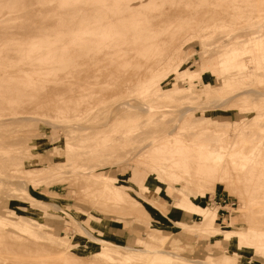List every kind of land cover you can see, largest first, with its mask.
I'll return each instance as SVG.
<instances>
[{"label":"rangeland","instance_id":"1","mask_svg":"<svg viewBox=\"0 0 264 264\" xmlns=\"http://www.w3.org/2000/svg\"><path fill=\"white\" fill-rule=\"evenodd\" d=\"M191 1L194 6L202 4V10L208 12L203 31L207 32L206 38L202 39V30L195 26L179 35L174 33L178 26L168 22L174 21L181 11L191 13V6H186L190 4L181 3L183 0H107L110 10L113 5L112 13H119L116 15L108 14L105 0V3L97 0L106 10L102 19L113 17L108 18L110 22L106 25L94 20L92 23L99 28L90 32L104 37V30H108L105 36L112 38L108 53L95 57L93 50L99 48L92 46L95 39L85 40L83 46L75 45L81 42L80 37L74 44L70 36L66 38V31L60 36L61 30L52 25L49 28L59 34L55 41L69 38V49L75 47L79 51L90 47L92 50L85 55L78 52L77 56L64 55L63 46L61 49L59 46L65 42L51 43L49 33H45L46 36L33 40V45L41 47H36L41 50L39 56L26 54L28 58L20 52L15 55L16 59L14 51L0 57V78L8 80L6 84L21 79L37 83L33 91L31 87L23 89L25 94H30L24 97L32 101L25 100L21 108L10 104L21 110L22 117L18 114L20 110L18 115L12 114L13 107L8 104L7 109L11 111L6 114L8 110L3 101L18 95H9L8 87H0L1 104L6 109L2 107L4 111L2 108L0 111V226H18L21 231L15 232L24 236L17 239L14 232L16 238L5 236V247L9 244L16 248L6 249L2 244L0 264H66L56 253L66 250L80 258V264L88 263L85 260L90 261L95 252L115 248L101 239L122 246L117 249L123 253L128 252L124 247L129 245L136 249L134 253L153 257L154 264H264V217H259V212L264 210V174L253 175L261 167L264 171V0ZM43 2L52 5L56 0H37L31 5ZM14 4L20 5L21 0ZM115 8L120 12H114ZM116 17L115 23L112 19ZM3 26H7L6 21ZM191 31L201 32L196 35L199 37L188 38ZM8 34L13 38L15 31ZM171 35L179 38L177 43L181 47L177 54L164 58L162 64L167 68L157 72L153 60L146 57L148 47L156 42V36L169 38ZM11 38L4 43L5 48H0L14 49L22 45L13 46L12 41L19 40ZM50 43L53 45L50 50L56 48L54 44L59 45V53L43 56L46 51L43 46ZM138 51L140 54H136ZM8 58L17 61L11 60L15 62L13 65ZM233 59L236 60L227 65L228 69H223L221 64ZM75 91L79 95L73 94ZM85 92L81 103L71 108L62 106L63 99L75 100ZM72 99L70 104L75 102ZM37 102L40 106L34 105ZM26 103L28 107L32 105L31 109ZM60 105L62 116L58 112ZM146 106L152 109L145 110ZM187 108L191 111L185 113ZM200 129L207 132L195 134ZM163 144H168L164 152L150 153ZM240 144L243 154L237 151L241 150ZM146 154L152 157H144ZM242 161L249 162L245 166L251 167L252 173L245 167L239 173L237 167L236 175L232 167L230 175L240 176L233 181L238 185L233 190H225L218 180L224 174V165H240ZM87 178H97L98 184L90 183ZM99 182L123 188L125 195L116 197L113 189H109L112 193L105 192ZM210 184L215 185L213 193ZM139 192L154 206L138 196ZM181 196L202 208L218 210L219 228L227 229L228 221L235 219L240 229L226 236H216L215 230L190 232L187 225H178V219L169 215ZM211 197H216L217 202H210ZM221 199H226L228 204L235 202L234 207L227 205L228 211L224 212L225 204L219 203ZM51 203L66 211L53 214L55 206ZM182 213V220L187 224L202 220L194 212ZM243 232L247 239L241 240ZM45 235L54 239H46ZM6 242L9 243L6 245ZM29 246L37 252L35 256L30 248L26 250ZM96 259L91 264H101ZM114 260L111 261L118 264Z\"/></svg>","mask_w":264,"mask_h":264},{"label":"bare ground","instance_id":"2","mask_svg":"<svg viewBox=\"0 0 264 264\" xmlns=\"http://www.w3.org/2000/svg\"><path fill=\"white\" fill-rule=\"evenodd\" d=\"M16 0H0V7H2L3 8V10H0V46L2 47L3 46V48H5L4 46H6L4 43H6V42H8V40H10V35L8 34V32L9 31H12V30H14L15 31V35H14V39H17V40H19L18 42H16L15 40V42L14 41H12V43H14V45L13 46H16V44H22L21 46H16V47H14V49H8V48H6V49H1L0 48V57L2 58V55L3 54H11V53H13L14 54V51L16 52V54H14V57L16 58V56H18L17 55V53H20V52H22L23 53V55H25V57H28V58H30L28 55L26 56V54H29L30 56H31V53H32V56H34V54H35V56H39V54L41 53V47H38V46H36V45H33V42L34 41H36V38L38 39L40 36L42 37L43 35H45V33H49V35H50V39L52 40V41H49V42H55V43H57V44H60V42L63 40L62 38L64 37H62L61 39L62 40H58V42L57 41H55V37H57V36H59V34H58V31L56 30L55 31V29H53L54 31H52V29L51 28H49V26H52V25H56V26H58V28L61 30L60 31V36H62V34L63 33H65V31L67 32V34H66V38L68 37V36H70L71 38H70V41H75L76 39H77V37H78V39H79V37H80V39H79V41H81V42H78V43H76V42H74V44L75 45H79V46H83L84 45V43L83 42H86L87 40H93V39H95L94 41L96 42L94 45L92 44V46H94V47H99L98 49H97V51H95V50H93L94 52V54H93V56L95 55V57H96V55L97 56H99V55H101V53H102V55H104L103 53H108V48H110V46L112 45V38H110V37H107V36H105V35H107V32H108V30L107 29H105V30H107V32H105V30H104V33L105 34H103L104 35V37H101V35H99V36H94L93 35V33H91L90 32V30L92 29L93 31H96V29L97 28H99L97 25L95 26V24H93V23H95V22H93L94 20L96 21H99V20H101V21H103V23H102V25L103 24H108V22H110V21H107L108 20V18L110 19L111 17H113V16H109V15H116V14H119V13H116V14H113L112 12H113V10H112V6L113 5H111V10H110V7H109V5L107 6V0H105V2H103V0H102V2L103 3H105L104 4V6L106 5L107 7H109L108 8V11H110V13L108 12V18L107 19H105V20H103L102 19V17H104V15H106L105 13H106V10H103V6L101 5V4H99V2H97V0L95 1V2H93L92 3V1L91 0H56V2L55 3H53L52 5H48V4H45V2H43V4L42 3H40V4H37V5H35V6H32L33 4V2H37V0H21V4L20 5H15L14 4V2H15ZM39 1H47V0H39ZM91 2V4H89L90 2ZM100 1V0H99ZM113 2H114V0H112ZM128 1V0H127ZM197 1L198 0H195V2L197 3ZM101 3V2H100ZM102 3V4H103ZM110 3V2H109ZM148 3V2H147ZM146 3V4H147ZM181 3H184V4H190V5H186V6H191V13H189V11H187V12H183V13H179V15H178V17L176 18V14H175V20L174 21H172V20H170V22H168V23H174L175 22V26H178L176 29H175V27H174V29H175V32L174 33H178V35L180 34V33H183L184 32V30H188L190 27H193V26H195V27H199L201 30H202V39L203 38H206L205 36H206V34H207V32H203L204 31V29H206V27H205V22H206V14L208 13L206 10L205 11H203L202 10V4H199V5H197V6H194L193 4L191 5V3H192V1L191 0H183V2H181ZM32 4V5H31ZM34 4H36V3H34ZM183 4V5H184ZM121 5V4H120ZM141 5V4H140ZM143 5V4H142ZM123 6V8H124V5H122ZM122 6H121V8H122ZM119 8V7H118ZM123 8H122V10H123ZM181 8H182V6H181ZM22 9H26V11H21ZM114 9V8H113ZM116 9V8H115ZM134 9H136V8H134ZM162 9V8H161ZM213 9V8H212ZM132 10V9H131ZM165 10V9H164ZM179 10H180V8H179ZM215 10V9H214ZM103 11H105V13L103 12ZM120 12V9H118V11H117V9L116 10H114V12ZM101 12H103V13H101ZM171 13V12H170ZM189 13V14H188ZM157 14V13H156ZM172 14V13H171ZM178 14V13H177ZM103 15V16H102ZM164 15H165V13H164ZM208 15V14H207ZM167 16V17H166ZM118 17V16H117ZM117 17L115 18V19H112V20H114V22L116 23V22H118V19H117ZM120 17V16H119ZM165 17L166 18H168V15H167V13H166V15H165ZM205 18V20H204V18ZM121 18V17H120ZM119 18V19H120ZM117 19V20H116ZM143 20V19H142ZM166 19L164 18V21H165ZM203 20H204V22H203ZM7 22V26H3V23L4 22ZM11 21V22H10ZM101 21H99V22H101ZM140 21H141V19H140ZM163 21V20H162ZM177 21V22H176ZM93 22V23H92ZM166 22V21H165ZM98 23V22H97ZM134 23V22H133ZM167 23V24H168ZM94 25V26H93ZM163 25V24H162ZM99 26H101V24L99 25ZM109 27V25L107 26V28ZM57 28V29H58ZM166 28V27H165ZM40 29H42V30H40ZM58 29V30H59ZM64 30V31H63ZM76 30H78L79 32H75ZM62 31H63V33H62ZM81 31V32H80ZM75 32V33H74ZM109 32H111L110 30H109ZM201 31H191V33H190V35L189 36H187L188 38H195V37H199V36H196L197 34L199 35V33H200ZM210 32H212V31H210ZM11 33V32H10ZM71 33V34H70ZM204 33V34H203ZM56 34H57V36H56ZM95 34H96V32H95ZM98 34H100V33H98ZM109 34V33H108ZM210 34V33H209ZM48 35V36H49ZM55 35V36H54ZM97 35V34H96ZM13 36V35H12ZM46 36V35H45ZM128 36V35H127ZM166 36V35H165ZM207 36H209V35H207ZM10 37V38H9ZM54 37V38H53ZM186 37V38H187ZM13 38H11L12 40H13ZM34 38H35V40H34ZM60 38V37H59ZM58 38V39H59ZM82 38V39H81ZM49 39V38H48ZM54 39V40H53ZM65 39V38H64ZM77 39V40H78ZM25 40V41H24ZM34 40V41H33ZM86 40V41H85ZM91 40V41H92ZM27 41V42H26ZM32 41V42H31ZM68 41H69V38H68ZM66 39H65V41L63 40V45H62V42H61V45L59 46V48L61 49V47H62V52L63 53H65L64 55H69V56H77L78 54L79 55H85V53H87V52H90L92 49L89 47V48H87V49H85V50H80L79 49V51L78 50H75V47L74 48H72V49H69V47H67L68 46V43H70V41L68 42ZM179 41V38L177 37V36H174V35H171L169 38H167V37H159V36H156V42L154 43V44H152L151 46H149L148 47V56H146V57H148V60L149 61H152V64H155L156 66H155V68H156V71L158 70V71H160V70H162V68H164L165 69V67L167 68V66H165V67H163V65L164 64H162V63H164V62H162L163 60L165 61V59L167 58V57H169L170 55H175V54H177V50H179V48L181 47H179L178 46V44L179 43H177ZM9 42H11V41H9ZM183 42V41H182ZM12 43H11V45H12ZM50 43V44H51ZM82 43H83V45H82ZM9 44V43H8ZM24 44V45H23ZM49 44V43H48ZM57 44H54L55 46L54 47H56V48H54V49H52V50H50L51 49V46H52V48H53V45L51 44V45H44L43 46V50H46L45 51V54H44V52H43V56H46V57H51V56H56L58 53H59V51H60V49L59 48H57L58 46H56ZM67 44V45H66ZM10 45V44H9ZM33 45V46H32ZM131 46V45H130ZM36 47H38V48H40V49H38V48H36ZM124 47V46H123ZM36 48V49H35ZM44 48H47V49H44ZM101 48V49H100ZM55 49L57 50V51H55ZM59 49V50H58ZM54 50V51H53ZM29 52V53H28ZM78 52V54H76ZM25 53V54H24ZM34 53V54H33ZM129 53V52H128ZM132 53V52H131ZM8 54V55H9ZM91 54V55H92ZM136 54H140L139 53V51L136 53ZM16 55V56H15ZM42 55V54H41ZM90 56V55H89ZM92 56V57H93ZM142 56V55H141ZM140 56V57H141ZM10 57V56H9ZM12 57V56H11ZM81 57V56H80ZM123 57H125V56H122V58ZM166 57V58H165ZM170 57H172V56H170ZM176 57V56H175ZM175 57H173V58H175ZM13 58V57H12ZM165 58V59H164ZM9 60L8 61H10V62H13V65L15 64V62L17 61H15V59H11V60H14V61H11L10 60V58H8ZM17 59V58H16ZM32 59V58H31ZM104 59V58H103ZM140 59V58H139ZM147 59V58H146ZM105 60V59H104ZM122 60V59H121ZM236 59H233V60H230V62H226V64H221L222 65V67H223V69H225V68H227L228 66V64L229 63H233L234 61H235ZM238 60H240V59H237V61ZM32 61V60H31ZM77 63L80 61V60H75ZM108 61V63H109V61L110 60H107ZM119 61V60H118ZM141 61H144L143 59L141 60ZM145 61H147V60H145ZM86 62V61H85ZM104 62V61H103ZM32 63H34V62H32ZM96 63V62H95ZM101 63V62H100ZM105 63V62H104ZM148 63H150V62H148ZM166 63V62H165ZM171 63H173V61L171 60ZM241 63V62H240ZM29 64V63H28ZM83 64V63H82ZM92 64H94V63H92ZM106 64H107V62H106ZM112 64V63H111ZM123 64V63H122ZM168 64V63H167ZM237 64V63H236ZM12 65V66H13ZM74 65V64H73ZM103 65V64H102ZM170 65H172V64H170ZM99 66H101V64L99 65ZM234 67H235V65H233ZM11 67V66H10ZM69 67H71L70 65H69ZM92 67V66H91ZM102 67V66H101ZM103 67L105 68V65H103ZM107 67H108V69H109V67L110 66H108V64H107ZM225 67V68H224ZM234 67L232 68V69H234ZM71 68H73V67H71ZM71 68H68L69 70H71ZM97 68V67H96ZM229 68H231V66L229 67ZM2 70H3V68H1ZM82 69H84V68H82ZM95 69V68H94ZM94 69H92V70H94ZM107 69V68H106ZM106 69H104V70H106ZM113 68L111 67V69L110 70H112ZM114 69H115V67H114ZM131 69V68H130ZM228 69V68H227ZM244 69V68H243ZM242 69V70H243ZM73 70V69H72ZM77 70V69H76ZM85 70V69H84ZM83 70V71H84ZM87 70V69H86ZM103 70V69H102ZM102 70H101V72H102ZM235 70H237L236 68H235ZM234 70V71H235ZM239 71H237V72H240V69H238ZM74 71V70H73ZM79 71V70H78ZM82 70H80V72H83ZM91 71V70H90ZM114 71H115V73H116V71L118 72L119 71V69L118 70H113L112 72L114 73ZM120 71H122V70H120ZM153 70H151V72H152ZM155 71V69H154V75H155V73L157 74V72ZM222 71H224V70H222ZM111 72V71H110ZM111 72V73H112ZM131 72H133V71H131ZM135 72V71H134ZM88 73H89V71H88ZM96 73H98L97 71H96ZM103 73V72H102ZM152 74V73H151ZM232 74V73H231ZM84 75V74H83ZM88 75V74H87ZM92 75V74H91ZM93 75H94V73H93ZM97 75V74H96ZM105 75V74H104ZM113 75V74H112ZM117 75V74H116ZM115 75V76H116ZM98 76V75H97ZM106 76H107V74H106ZM37 77V76H36ZM87 77V76H86ZM92 77V76H91ZM38 78V77H37ZM107 78V77H106ZM121 78V77H120ZM6 79L5 78H0V87H2V88H9L11 91L10 92H8V94L9 95H12V93H14V94H16V95H18V97H13L12 99L10 98V99H7V100H4L3 102H5L4 104L6 105V107L4 106V104L2 105L1 103H3V102H1V100H0V111L5 107L6 109H7V107H9V106H11L10 104H15L16 106L15 107H20L21 108V106L23 105V104H25V100H27V98L26 97H24V95L26 96V95H28L29 94V92H28V90L30 89V87H31V90L33 91L34 90V87H36V85H37V83H33V82H30V80H25V79H21V80H18V81H15V82H11L12 84H6V83H8V80H6L7 82H4ZM94 82V81H93ZM103 82V81H102ZM108 82V81H107ZM90 83V82H89ZM92 83V82H91ZM98 83H101V82H98ZM32 84V85H31ZM81 84H82V82H81ZM80 85V84H79ZM83 85V84H82ZM108 85V84H107ZM78 86V85H77ZM84 86V85H83ZM53 87V86H52ZM60 87V86H59ZM79 87H81V86H79ZM76 88V87H75ZM23 89H28L27 90V94H25L24 92H23ZM54 89V88H53ZM72 89V88H71ZM77 89V88H76ZM75 89V90H76ZM84 89V88H83ZM88 89V88H87ZM93 89V88H92ZM91 88H90V90H92ZM97 89H99V88H97ZM177 89H179V88H177ZM73 90V89H72ZM57 91V90H56ZM60 91V90H59ZM63 91V90H62ZM67 91H68V89H67ZM70 91V90H69ZM77 91V90H76ZM76 91H75V93H73V94H77L76 93ZM247 91V90H246ZM64 92V91H63ZM247 92H251L250 90H248ZM36 92H34V94H35ZM58 93V92H57ZM62 93V92H61ZM69 93V92H68ZM32 94V93H31ZM39 95H40V92L38 93ZM260 94V93H259ZM263 94V93H262ZM33 95V94H32ZM36 95H37V93H36ZM38 95V96H39ZM56 95V94H55ZM77 95H79V94H77ZM84 95H86V92H85V94L83 93L80 97L79 96H76L75 98V100H74V98L72 99V98H70V99H72V100H74L75 102L73 103V104H70V99L69 98H67L68 100H66L65 99V101H64V99H63V103H61V104H63L62 106H67V107H69V108H71V107H73V106H75V105H77V104H79V103H81V101L83 100L82 98L84 97ZM29 96H30V94H29ZM41 96H42V94H41ZM40 96V97H41ZM71 96V95H70ZM43 97V96H42ZM61 97H62V95H61ZM78 97V98H77ZM30 97H28V100L30 101L31 99H29ZM37 98V97H36ZM54 98V97H53ZM34 99H35V96H34ZM27 100V101H28ZM33 100V99H32ZM31 100V101H32ZM38 100V99H37ZM37 100H34V101H37ZM44 100V99H43ZM55 100V99H54ZM41 101H42V99H41ZM44 102H45V100H44ZM39 102H37V103H33L35 106H37V105H39L40 106V103L38 104ZM59 103V102H58ZM9 106H8V105ZM29 104V103H28ZM32 104V103H31ZM45 104V103H44ZM33 105V106H34ZM223 105V104H222ZM23 106H25V105H23ZM26 106H27V103H26ZM30 106V105H29ZM32 106V105H31ZM30 106V107H31ZM61 105L60 106H58V112L61 114V109L63 108ZM3 107V108H2ZM11 107H13V108H11L12 109V114H14V112H15V114H17V111L18 110H20V109H18V108H14V106H11ZM28 107V106H27ZM30 107H28L29 109H31ZM2 108V109H1ZM4 108V109H5ZM27 108V109H28ZM35 108V112H36V107H34ZM42 108V107H41ZM4 109H3V111H4ZM6 109H5V111H6ZM13 109H14V111H13ZM28 109V110H29ZM33 109V108H32ZM37 109H39V107L37 108ZM152 109V108H151ZM151 109H149L147 106L145 107V110H151ZM8 110V109H7ZM50 110H51V108H50ZM189 110L191 111V108H187L186 110H185V113L186 112H189ZM11 111V110H10ZM9 110L8 111H6V114L8 115V112H10ZM33 111V110H32ZM32 111H30V113L32 112ZM38 111V110H37ZM42 111V110H41ZM19 113V116L20 117H22L21 115H20V112H21V110L20 111H18ZM2 113H4V112H2ZM24 113V111H22V114ZM26 113V112H25ZM28 113V112H27ZM34 113V112H33ZM39 113V112H38ZM5 114V115H6ZM14 114V115H15ZM17 114V115H18ZM32 114V113H31ZM41 114V113H40ZM0 115H2V114H0ZM4 115V114H3ZM10 115V114H9ZM24 115H26V114H24ZM23 115V116H24ZM29 115V114H28ZM61 116H62V114H61ZM3 117V116H2ZM4 117H6V116H4ZM12 117V116H11ZM13 117H15V116H13ZM17 117V116H16ZM25 117V116H24ZM6 119V118H5ZM14 120V119H13ZM25 120V119H24ZM1 122V121H0ZM4 122V121H3ZM43 122V121H42ZM217 123V122H216ZM192 124H194V123H192ZM191 127V126H190ZM209 131V130H208ZM25 132H27V131H25ZM34 132V131H33ZM195 132V131H194ZM207 132V130L205 131V130H203V129H200V130H198V131H196L195 132V134H199V133H206ZM241 133H242V130H241ZM26 134V133H25ZM28 134V133H27ZM30 134V133H29ZM32 134V133H31ZM243 142V141H242ZM257 142V141H256ZM17 143V142H16ZM13 144V143H12ZM234 144V146L236 145V143H233ZM238 144V143H237ZM168 144H163V145H159V146H156V147H154L153 149H152V151L151 150H149V151H151L150 153H152V152H159V153H162V152H164V150L166 149V146H167ZM244 145V144H243ZM258 146H260V145H258ZM258 146H257V148H258ZM264 146V145H263ZM240 147H241V150H239V148H238V152H240L241 154H243V147L241 146V144H240ZM259 148H261V147H259ZM233 151H235L234 149H232ZM255 150V152H256V150L257 149H254ZM154 156H156V155H154ZM242 156V155H241ZM247 157H250V155H246ZM144 157H152V155L151 154H149V155H145ZM154 158L155 157H153V159L152 160H154ZM148 160V159H147ZM150 161V160H149ZM245 164H244V163ZM240 163V165L238 164V163H234V164H230V165H224V174H222L221 176H219V182L221 183V184H223L224 185V188H225V190H228V191H230V190H233L234 188H236L235 186H237L238 184H234L233 183V181L235 180V179H237L238 177H240V176H236V175H238V173H237V171H235V170H238L239 169V173L241 172V170L243 171L244 169H249L248 167L246 168V166H248V163L246 162V161H242V162H239ZM251 163H253V164H256L255 162H251ZM246 165V166H245ZM250 165V164H249ZM252 165V164H251ZM250 165V166H251ZM254 166V165H253ZM252 166V168H254ZM211 167H213L212 165H211ZM234 168V172H235V176L236 177H234L233 178V175L231 174L230 175V170L231 171H233V168ZM237 167H239L238 169H236ZM241 167H245L244 169H242ZM255 167H256V165H255ZM241 168V169H240ZM257 168H259L258 166H257ZM256 169V168H255ZM251 170V167H250V169L248 170L249 172H251L250 171ZM258 171H256V172H253V175H255V177L256 176H259V175H263L264 174V171H263V169H262V167H261V169L259 168V169H257ZM247 171V170H246ZM245 172V171H244ZM233 173V172H232ZM252 173V172H251ZM250 174V173H249ZM244 176V175H243ZM242 178V177H241ZM244 179V178H243ZM87 180H89V182L91 183H93L94 182V184H98V180H97V178H87ZM237 181V180H236ZM238 182V181H237ZM99 183H101V182H99ZM103 184V185H102ZM91 185V184H90ZM93 185V184H92ZM99 185H101V188H102V186H103V191H105V192H111V191H109V189H113L114 190V192L112 193V194H114V196H121V195H125V191L124 190H122L121 188H118L117 186H115V187H113V186H111L110 184H107V183H101V184H99ZM235 185V186H234ZM111 186V187H110ZM209 188H210V191L213 193L214 191H215V185H212V184H210L209 185ZM160 189V188H159ZM155 192V191H154ZM128 192L126 191V194H127ZM138 194V196H140L141 198H144V201L145 202H149L148 204H151V205H153V202L152 201H150L146 196H144L143 194H141L140 192L139 193H137ZM155 196H158L159 197V194H154ZM113 196V195H112ZM186 197L185 196H181L178 200H176L175 201V203H174V206H173V208L170 210V212H169V215L170 216H172V217H176L178 220V225H187V229L189 230V231H191V232H193V233H200V231H202V230H215V231H218L217 232V235L216 236H219V235H221V236H226L228 233H232V231H234V230H236V229H240L239 228V226H240V223L239 222H237L235 219H231V220H229L228 221V223H227V229H221V228H219L218 226H217V221H218V210H216L215 208H202L197 202H195V203H193V201L191 200L190 202L191 203H189L188 201H186ZM192 199H193V197H192ZM194 200V199H193ZM38 202L39 203H44L43 201H39L38 200ZM155 203V202H154ZM52 204V203H51ZM194 204H196V206L194 205ZM52 205H54L55 207H53V209H52V211H53V214H55V212H58V211H62V212H65L66 210L62 207V206H59L58 204H56V203H53ZM154 206V205H153ZM43 207V206H42ZM263 207H264V205H263ZM41 208V207H40ZM44 208V207H43ZM48 208V207H47ZM47 208H45V210L47 209ZM156 208V207H155ZM42 211L44 210V209H41ZM44 210V211H45ZM255 210V209H254ZM185 212V211H188V212H194L195 214H197V215H201V217H202V220L200 221V222H194L192 225L191 224H187L184 220H182V212ZM47 212V211H46ZM263 213V214H262ZM259 215H261V216H259L260 218L262 217V215H263V217H264V210H261L260 212H259ZM259 220V219H258ZM258 224H259V222H258ZM48 227H49V225H48ZM258 227H261L260 225H258ZM242 229H245V228H242ZM261 229H263V226H262V228ZM15 231H21L20 230V228L17 226V227H14L13 225L11 226V227H4V226H0V246L2 247V244H3V247H5V245H4V243H5V241H4V239H6V237L5 236H8V237H10L11 235H12V237H17V239L19 238L20 239V237H21V239L22 238H24V236L22 237V236H20L19 235V233L18 232H15ZM13 232H14V235L15 236H13ZM89 234V233H88ZM168 236V235H167ZM246 234H245V232H243L242 233V235L240 236V239L241 240H244V238H246ZM7 237V238H8ZM15 237V238H16ZM45 238L46 239H54L53 237H51V236H49V235H45ZM64 237H62V239H63ZM130 238V237H129ZM11 239H13V238H11ZM228 239H230V238H228ZM247 239V238H246ZM130 240V239H129ZM133 240V239H132ZM26 241V240H25ZM60 241V240H59ZM64 241L65 240H63L62 241V243H64ZM100 241H103V242H105V243H109L110 245H113L115 248H106V249H103V250H99V251H97V252H95L94 253V257H91L90 259V261H93L94 260V258L96 259V258H98V259H100L101 260V264H116V263H114L113 261H111V260H113V259H115L114 261L115 262H118V264H154V259H153V257H150V259L149 258H147V257H142L141 255H139V254H137V253H134L133 251L134 250H136L135 248H132L131 246H129V245H125V249H127L128 250V252L127 253H123V252H121L120 250H118L117 249V247H122V246H118V245H116V244H113V243H110V242H107L106 240H104V239H101ZM131 241V240H130ZM135 241V240H134ZM10 242V241H9ZM9 242H6V245H7V243H9ZM17 242V241H16ZM18 242H20L19 240H18ZM14 243H15V241H14ZM32 243V242H31ZM23 244H25V243H23ZM66 244V243H65ZM12 245V244H11ZM22 245V244H21ZM21 245H19L20 246V248H23V247H21ZM27 245V244H26ZM25 245V246H26ZM31 245V244H30ZM34 245H35V243L33 244V245H31V246H33V248H34ZM12 246H14V245H12ZM12 246H10L11 248H13ZM31 246H29L28 248H26V250L27 249H31V251H32V253H33V255L32 256H35L34 255V253L35 254H37V252L36 251H34V250H32V248H31ZM36 246V245H35ZM0 247V248H1ZM2 247V248H3ZM7 248L9 247V244H8V246H6ZM5 247V248H6ZM10 247H9V249H10ZM15 247V246H14ZM41 247V246H40ZM39 247V248H40ZM241 247H244V246H241ZM246 247V246H245ZM1 248V251H3V249ZM6 248V249H7ZM16 248V247H15ZM14 248V249H15ZM5 249V250H6ZM29 249V250H30ZM45 249H46V247H45ZM123 249V248H122ZM19 250V249H18ZM20 250H22L23 252H24V249H20ZM26 250H25V252H26ZM29 250H28V254H29ZM39 250V249H38ZM68 250H70V249H68ZM11 251H13L12 249H11ZM17 251V250H16ZM40 251V250H39ZM5 252H7V251H5ZM24 252V253H25ZM48 252H49V250H48ZM56 251H54V253H55ZM3 253V252H2ZM15 253V252H14ZM18 253H19V251H18ZM31 253V252H30ZM56 253H58L59 254V260H63V262L64 263H66V264H72L73 262V264H80V258H78L77 256H75V255H73V253L71 254L70 253V251H67L66 250V252H61V251H57ZM8 254V253H7ZM10 254V253H9ZM23 254V253H22ZM39 254H41V253H39ZM19 255H21V254H19ZM18 255V256H19ZM23 255H25V254H23ZM53 254H51V256H52ZM70 255H72V257L71 258H69L70 257ZM32 256H31V258H32ZM41 256V255H40ZM54 256V255H53ZM10 257V256H9ZM17 257V256H16ZM42 257H44V256H42ZM56 257V256H55ZM8 258V257H7ZM6 258V259H7ZM30 258V257H29ZM28 258V259H29ZM38 258V257H37ZM54 258V257H53ZM140 258H142L143 259V261H140L139 259ZM161 258V257H160ZM28 259H26L27 261H28ZM55 260H56V258H54ZM86 259V258H85ZM93 259V260H92ZM111 259V260H110ZM44 260V259H43ZM57 260H58V257H57ZM87 260H89V259H87ZM87 260H85L86 262H88V263H90L91 264V262L90 261H87ZM97 260V259H96ZM24 261V260H23ZM80 261V262H79ZM99 261V260H98ZM200 261V260H199ZM26 262V261H25ZM32 262V261H31ZM40 262V261H39ZM58 262V261H57ZM19 263H21V262H19ZM18 263V264H19ZM23 263V262H22ZM37 263V262H36ZM42 263V262H41ZM44 263V262H43ZM88 263H83V264H88ZM95 262H93V264H94ZM26 264H27V262H26ZM33 264V263H32ZM35 264V263H34Z\"/></svg>","mask_w":264,"mask_h":264},{"label":"built area","instance_id":"3","mask_svg":"<svg viewBox=\"0 0 264 264\" xmlns=\"http://www.w3.org/2000/svg\"><path fill=\"white\" fill-rule=\"evenodd\" d=\"M209 201H210V202H211V201H215V203L217 202L215 197H211V198H209ZM219 203H221V204L224 203V204H225L224 207L222 208L224 212H225V210L228 211V210L225 208L227 205H230L231 207H234V205H235V202H232V203H229V204H228V203L226 202V199H223V200L221 199V200L219 201Z\"/></svg>","mask_w":264,"mask_h":264},{"label":"crops","instance_id":"4","mask_svg":"<svg viewBox=\"0 0 264 264\" xmlns=\"http://www.w3.org/2000/svg\"><path fill=\"white\" fill-rule=\"evenodd\" d=\"M148 187H149V186H148ZM150 187H151V186H150ZM150 187H149V188H150ZM159 197H160V196H159ZM160 198H161V197H160ZM215 198H216V197H215ZM217 213H218V212H217ZM218 217H219V214H218ZM190 232H191V231H190Z\"/></svg>","mask_w":264,"mask_h":264}]
</instances>
